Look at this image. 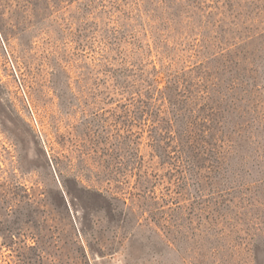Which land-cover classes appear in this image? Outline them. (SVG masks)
Segmentation results:
<instances>
[{"label":"rangeland","instance_id":"1","mask_svg":"<svg viewBox=\"0 0 264 264\" xmlns=\"http://www.w3.org/2000/svg\"><path fill=\"white\" fill-rule=\"evenodd\" d=\"M0 264H264V0H0Z\"/></svg>","mask_w":264,"mask_h":264},{"label":"trees","instance_id":"2","mask_svg":"<svg viewBox=\"0 0 264 264\" xmlns=\"http://www.w3.org/2000/svg\"><path fill=\"white\" fill-rule=\"evenodd\" d=\"M166 88H170V86H166ZM64 186H65V190L66 193L68 194V196H70L71 200L74 202V204H76V201H83V197L80 196L78 197L77 195H74L73 189L64 181ZM89 193H93L95 196H99V197H105L101 192L99 191H88Z\"/></svg>","mask_w":264,"mask_h":264},{"label":"water","instance_id":"3","mask_svg":"<svg viewBox=\"0 0 264 264\" xmlns=\"http://www.w3.org/2000/svg\"><path fill=\"white\" fill-rule=\"evenodd\" d=\"M60 183V182H59ZM63 193H64V195L66 196V192H65V190H63ZM66 198H67V196H66ZM68 200V199H67Z\"/></svg>","mask_w":264,"mask_h":264}]
</instances>
